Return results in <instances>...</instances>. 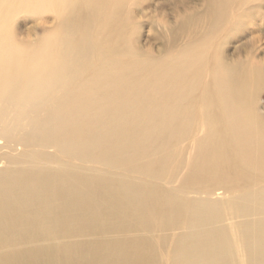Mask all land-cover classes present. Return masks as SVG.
Here are the masks:
<instances>
[{"label":"bare ground","instance_id":"1","mask_svg":"<svg viewBox=\"0 0 264 264\" xmlns=\"http://www.w3.org/2000/svg\"><path fill=\"white\" fill-rule=\"evenodd\" d=\"M245 1L156 55L141 0H0V264H264V70L219 36ZM23 11L59 24L22 42Z\"/></svg>","mask_w":264,"mask_h":264},{"label":"rangeland","instance_id":"2","mask_svg":"<svg viewBox=\"0 0 264 264\" xmlns=\"http://www.w3.org/2000/svg\"><path fill=\"white\" fill-rule=\"evenodd\" d=\"M141 2V5L132 8L130 23L133 24L132 33L135 34L133 42L138 41L142 49H148L156 55L167 51V39L163 33L166 29L177 26L178 19L183 18L180 15L182 10L188 14H194V10H197L203 14L208 6V0H141ZM58 24V18L51 12L29 11L19 12L11 22L14 36L25 43L37 42ZM206 27H208L206 24H202V29ZM219 36L225 43L223 51L230 63L233 61L240 63L244 72H249L253 67L264 70V0L237 3L229 14L227 13ZM187 39V36L181 35L172 45H181ZM256 101L259 109L264 111V89H259Z\"/></svg>","mask_w":264,"mask_h":264}]
</instances>
